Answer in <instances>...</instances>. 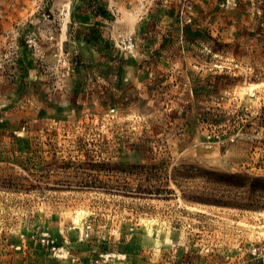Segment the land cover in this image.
Here are the masks:
<instances>
[{"label":"rangeland","instance_id":"rangeland-1","mask_svg":"<svg viewBox=\"0 0 264 264\" xmlns=\"http://www.w3.org/2000/svg\"><path fill=\"white\" fill-rule=\"evenodd\" d=\"M259 244L264 0H0V264Z\"/></svg>","mask_w":264,"mask_h":264},{"label":"built area","instance_id":"built-area-1","mask_svg":"<svg viewBox=\"0 0 264 264\" xmlns=\"http://www.w3.org/2000/svg\"><path fill=\"white\" fill-rule=\"evenodd\" d=\"M251 264H264V244L254 245L250 248ZM59 258L65 257L68 254L66 250H55ZM57 264H61L60 262Z\"/></svg>","mask_w":264,"mask_h":264}]
</instances>
